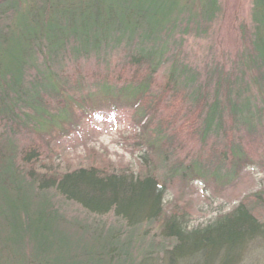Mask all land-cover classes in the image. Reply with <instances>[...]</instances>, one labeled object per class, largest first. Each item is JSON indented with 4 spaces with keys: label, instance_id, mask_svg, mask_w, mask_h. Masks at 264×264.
<instances>
[{
    "label": "trees",
    "instance_id": "obj_1",
    "mask_svg": "<svg viewBox=\"0 0 264 264\" xmlns=\"http://www.w3.org/2000/svg\"><path fill=\"white\" fill-rule=\"evenodd\" d=\"M225 16L222 0H0V264H103L104 252L68 244L71 232L111 241L128 234L126 251L109 245L107 264H238L250 246L264 243L253 204L240 202L196 228L164 211L166 178L227 180L249 158L235 134L264 130V0H251L248 24L237 28L245 45L229 69L187 60L185 44L211 40ZM84 74L94 80L85 84ZM83 87L89 98L120 93L144 101L140 116L154 113L158 124L149 145L163 160L179 142H233L212 161L172 162L166 178L153 169L135 176L93 166L52 174L29 168L43 151L31 136L41 138L65 111L50 109L51 101ZM54 196L121 223L75 230Z\"/></svg>",
    "mask_w": 264,
    "mask_h": 264
},
{
    "label": "rangeland",
    "instance_id": "obj_2",
    "mask_svg": "<svg viewBox=\"0 0 264 264\" xmlns=\"http://www.w3.org/2000/svg\"><path fill=\"white\" fill-rule=\"evenodd\" d=\"M222 2L226 16L216 25L211 40H190L185 44L187 60L200 68L207 62L208 64L217 62L224 65L226 70L229 69L245 45L240 44L237 28L243 22L248 24L251 0H222ZM90 71V74L95 72ZM90 74H84L85 84L94 80ZM109 78L114 79L116 75ZM85 90L84 87L73 89L62 94L61 98L51 101L50 109L63 108L65 111L57 118L55 125L46 127L41 133V138L31 136L43 151L37 161L31 162L32 166L29 168L39 173L52 174L93 166L105 172L132 173L135 176L153 169L157 176L166 178L165 174L172 162L182 161L183 164H188L197 157L212 161L214 153L227 150L233 142L230 141L233 136L230 140L214 139V143L208 142L207 147L202 148L195 141H177L179 148L176 153L173 150V153L168 155V160H163V154L149 145L150 135L158 124L154 113L151 116L149 113L147 116H140L139 108L144 101L139 103L129 100L126 95L120 93L114 96L108 95L107 98L100 94L89 98ZM69 93L72 95L69 97L71 99H68ZM166 113L163 111V114ZM260 130L261 128L256 133L248 135L234 133L237 138L236 144L242 146L249 158L237 167L233 177L227 180L224 177L215 179L212 175L199 178L180 173L166 178L163 197L165 213L184 216L188 225L196 228L213 222L218 217L231 212L240 202H244L248 205L253 204L257 216L264 222V199L262 202H256L257 198L254 197L255 194H263L264 198V130ZM241 136L242 144L238 140ZM16 138L23 140V136ZM168 151L172 152L169 149ZM208 153L211 156H206ZM52 200L59 203L57 205L61 207L67 225L69 227L73 225L75 230L83 231L82 227L87 226L84 228L85 231H91L96 222L106 225V228L121 223L113 213L101 216L87 214L77 204L67 202L58 196H54ZM89 224L91 226H88ZM154 231L156 225L153 227ZM103 235L94 238L86 233L71 232L66 241L73 247V243L78 240L82 244H79L80 247L86 245L94 251L104 252L105 256L101 259V263L107 264L109 262L107 254L112 253L109 248L112 246L109 245H118L126 251L129 246V236L123 235L111 241L112 238L108 234ZM155 239L157 243L170 246V240H164L158 235ZM56 242L59 244L58 240ZM262 246H264L262 241L255 242L244 255L240 256L238 264H264ZM127 255L129 257V250ZM126 262L129 263V259Z\"/></svg>",
    "mask_w": 264,
    "mask_h": 264
}]
</instances>
